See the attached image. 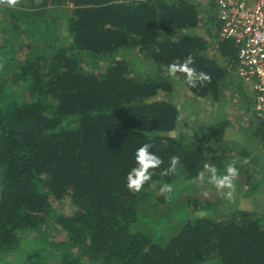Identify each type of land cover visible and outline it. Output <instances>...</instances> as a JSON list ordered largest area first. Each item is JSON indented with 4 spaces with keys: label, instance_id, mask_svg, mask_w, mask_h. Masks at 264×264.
<instances>
[{
    "label": "trees",
    "instance_id": "trees-1",
    "mask_svg": "<svg viewBox=\"0 0 264 264\" xmlns=\"http://www.w3.org/2000/svg\"><path fill=\"white\" fill-rule=\"evenodd\" d=\"M215 6V0L0 5L7 17L0 26L29 41L0 43V264H264V173L257 180L249 163L237 164L249 182L232 202L223 194L215 203L180 200L182 184L193 183L209 159L220 175L243 158L226 148V116L202 126L205 139L194 133L173 139L168 133L181 125L177 104L159 97L182 83L196 98L222 101L238 47L220 37ZM203 14L207 25H218L214 54L205 35L186 33ZM189 54L211 83L193 88L183 74L135 71L149 62L166 69ZM146 142L164 163L133 193L127 175ZM173 155L180 157L176 173L161 176ZM165 183L173 191L161 195ZM65 201L69 211L54 205ZM169 201L176 202L167 212ZM254 203L257 210L249 207ZM153 204L165 205V213L149 214L144 206Z\"/></svg>",
    "mask_w": 264,
    "mask_h": 264
},
{
    "label": "rangeland",
    "instance_id": "rangeland-1",
    "mask_svg": "<svg viewBox=\"0 0 264 264\" xmlns=\"http://www.w3.org/2000/svg\"><path fill=\"white\" fill-rule=\"evenodd\" d=\"M209 0H197V2L199 4H207ZM214 12V14L217 16L216 11H214V9L212 10ZM5 17V15L3 13L0 12V20H2ZM7 17H5L6 20ZM4 21V20H3ZM206 22H208V15L207 14H203V16H201V24L195 28V29H187L186 33L188 34H201V35H205V37L207 39L210 40L211 43V47L209 49V53L214 54L216 52V44H215V40H214V36L217 33V22H211L209 25L206 24ZM220 22V21H218ZM16 38L15 41H23V42H29L28 41V37L26 34H21L19 32L13 31L9 28H5L4 26H0V43H7L8 39H13ZM19 55L21 57H24L26 55V48L22 49L19 52ZM142 63L144 64L145 61L143 60ZM162 67H156L154 64L149 62V66H144V65H139L136 67L135 71L137 74H142V77L147 76L148 74H154V75H160V76H165L164 71ZM236 74V73H234ZM233 74V75H234ZM231 83L233 82L230 79ZM242 86H244L246 88V86L244 84H242ZM186 88L183 86L182 83H176L175 84V88L174 91L171 93H164L162 92L159 97L161 98H166V99H170L172 100L175 104L179 105L181 107V111L183 112L184 115V119L183 121H181V125L179 126L178 130L169 132V135L175 134L178 137L181 136L183 137V139L189 140L188 136H184V135H188V134H193L195 135V140L198 139V137H203V134H208L207 132L204 131H200L202 128V126H206V124H218V120L220 117L218 113L217 116L215 117L214 114V109H216V105L212 104V100L211 101H203L200 98L197 99H193V100H189L188 97L193 98L190 94L187 95L186 94ZM236 95V94H235ZM231 95H229V99H230ZM250 105H252V103H250ZM222 111V110H220ZM231 113H228L227 115H229ZM225 118V117H224ZM242 118V117H241ZM226 119V118H225ZM247 121V120H246ZM241 123H245V120L242 119ZM237 125H240L237 121L234 122V126H236V130H239V132L243 131V129H241L240 127H237ZM196 132H198V136L196 135ZM247 132L250 134V131L247 130ZM203 135V136H202ZM236 135H238L235 131V129H231V126L229 125V127H227V138L229 139L228 145H227V150L229 151L230 155H235V156H240L241 158L244 157L242 155V150H250L251 151V147H243L241 144L236 145L234 142V138H236ZM203 139H205V137H203ZM238 140H244L243 142L246 141V139L244 137H239L237 138ZM250 141V140H249ZM255 144H257V140L254 141ZM249 146V145H248ZM252 146V145H250ZM230 148H234L233 150H231ZM241 149V151H240ZM240 151V152H239ZM252 152V151H251ZM264 153V152H263ZM261 153H253V155H251L250 157L247 158V160L250 162V167H251V171L250 173L252 174V177L254 179L259 180L262 177V168L261 165L258 163L259 158L261 157L262 154ZM208 164L213 165L212 160L209 159ZM210 176V173H206L205 176V180L204 182H199L197 181L196 183H191V184H187V183H183L180 191H179V199L180 200H187V199H191L193 198L194 200L196 198H200L201 200H206V201H211L212 203H215L219 200L220 195H222L223 193L218 191L214 185L208 183V177ZM236 194H235V199L236 198H241V195H243L244 193H246V188H247V184L249 182V180H247V177L245 176V174L243 172H239V176L236 179ZM235 183V182H234ZM239 185V187H237ZM248 189V188H247ZM264 198V197H263ZM251 199V197L249 198ZM176 201H169L167 204V212L169 211L170 207L175 204ZM54 205H58L57 208L62 209L63 211H69L71 209V205L68 201H65L63 203H58L55 202ZM165 205H160L161 207H157L154 204L153 205H148V206H144L146 208V210L149 212V214H152L155 218L158 217L159 215H162L163 213H165L162 208ZM220 206H223L224 208H227V205L221 204ZM257 210L258 205L256 203H254L252 206ZM189 214V213H187ZM167 215V214H166ZM190 216H192L190 214ZM177 219V216H174V220ZM171 230H168V233L170 234ZM64 238L65 234H61L58 235L56 238ZM25 247V245H22L21 248L23 250V248ZM4 258L6 257L3 256Z\"/></svg>",
    "mask_w": 264,
    "mask_h": 264
},
{
    "label": "clouds",
    "instance_id": "clouds-1",
    "mask_svg": "<svg viewBox=\"0 0 264 264\" xmlns=\"http://www.w3.org/2000/svg\"><path fill=\"white\" fill-rule=\"evenodd\" d=\"M39 0H37V3ZM19 3V0H0V5H7L10 7H15ZM195 58L189 54L183 62H172L168 64L166 69H163L164 74L174 79H179V74H183L185 79L184 82L195 88L197 86H204L206 83H211V75L204 72L203 70H198L195 66ZM177 121H183L184 115L177 105ZM172 138H175V134H172ZM154 148V144L151 142H146L142 144L135 153L136 166L133 167L127 175V188L130 192L137 193L140 192L144 185L149 182L153 175L155 169L159 168L163 163L162 157L157 155L155 152L150 151ZM249 161L244 159L243 161H233L229 163L226 167V172L224 174H217V170L213 165L205 163L203 169L197 174V177L193 180V183L204 182L206 173H210L208 177V183L215 186V188L222 192L224 197L232 202L235 200L236 185L234 181L239 176V169L237 164H248ZM180 164V157L173 155L169 158V166L164 168L160 175L161 176H172L176 173L177 167ZM160 194L165 195L173 191V185L170 183H165L160 188ZM199 215H204V213H199Z\"/></svg>",
    "mask_w": 264,
    "mask_h": 264
},
{
    "label": "built area",
    "instance_id": "built-area-1",
    "mask_svg": "<svg viewBox=\"0 0 264 264\" xmlns=\"http://www.w3.org/2000/svg\"><path fill=\"white\" fill-rule=\"evenodd\" d=\"M220 37L238 47L236 75L252 82L255 112L264 117V0H215Z\"/></svg>",
    "mask_w": 264,
    "mask_h": 264
},
{
    "label": "crops",
    "instance_id": "crops-1",
    "mask_svg": "<svg viewBox=\"0 0 264 264\" xmlns=\"http://www.w3.org/2000/svg\"><path fill=\"white\" fill-rule=\"evenodd\" d=\"M214 9L216 11V7H214ZM216 14L218 17L217 11ZM233 77H232L233 79L231 78V80L233 81L232 83L230 79L226 80L224 83L225 89H224V97L222 101L215 102L212 100V104L214 103L213 105H216V109H214L213 111L215 117L217 116L216 113H218L219 116L228 117L229 125L231 126V129L234 128L236 133L238 134L236 135V138H234V142L236 143V145L240 146L241 144L243 147H251L250 149L252 152L250 150H242V155L244 159H247L248 157L253 155V153L264 152V133L261 132L259 133L258 131L259 128L257 125L258 122L263 121V119H259L262 117L258 116L255 112V93L253 89V83L241 80L236 74H234ZM242 84H244L246 88L242 86ZM186 94L189 95L190 93L187 91ZM190 95L193 98L188 97L189 100L197 99L192 94ZM229 95H231L230 99L228 98ZM250 103H252V105H250ZM228 113L231 114L227 115ZM242 119L245 120V123H241ZM235 121H237L240 124L237 125V127H240L241 129H243V131L239 132V130H236V126H234ZM247 130L250 131V134L247 132ZM239 137H244L246 141L243 142L244 140H238L237 138ZM255 140H257V144H255L254 142ZM258 158H259L258 163L261 165V168L263 170L262 173H264V153L262 154L261 157ZM250 165L251 164L249 162V167ZM250 171H251V167H250Z\"/></svg>",
    "mask_w": 264,
    "mask_h": 264
}]
</instances>
